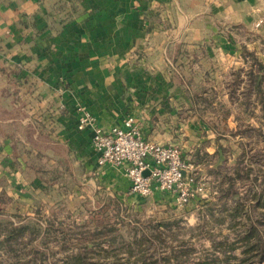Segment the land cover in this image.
<instances>
[{
    "label": "crops",
    "instance_id": "obj_1",
    "mask_svg": "<svg viewBox=\"0 0 264 264\" xmlns=\"http://www.w3.org/2000/svg\"><path fill=\"white\" fill-rule=\"evenodd\" d=\"M254 63L264 72V0H0V240L12 225L38 230L12 251L1 247L0 261L15 264L32 247L44 264L61 262L77 251L62 232L92 229L94 217L116 206L129 214L133 204L170 206L165 217H132L137 249L184 240L175 233L185 218L174 216L169 194L138 197L122 166L97 164L93 131L132 116L145 139L176 144L188 158L198 152L193 165L205 176L222 150L234 158L239 141H254L237 124L255 112L254 94L250 107L242 96ZM241 191L237 202L211 205L214 217L192 210V236L207 219L226 225L234 210L243 221L255 198ZM158 221L167 230L154 228Z\"/></svg>",
    "mask_w": 264,
    "mask_h": 264
},
{
    "label": "trees",
    "instance_id": "obj_2",
    "mask_svg": "<svg viewBox=\"0 0 264 264\" xmlns=\"http://www.w3.org/2000/svg\"><path fill=\"white\" fill-rule=\"evenodd\" d=\"M246 74L248 85L242 91L244 105L246 106L248 103L249 107L251 106L252 102L247 100L253 93L256 100L253 105H259L260 115L264 120V72L262 66L254 63L247 69ZM238 76L239 72L235 73L232 90H235ZM237 124L241 136L260 135V131L248 122L239 121ZM238 146L239 151L235 154L232 163L228 162L227 150H222V158L215 160L213 164L207 163L205 169L211 178L216 200L222 201L221 206L237 202L241 198L242 191L240 189L245 187L243 192L254 194V207L257 210L255 213L249 210L242 212L245 217L243 221L234 218L237 211L234 210L228 231L223 234L216 232L218 236L209 235L208 239L212 249L199 260L192 263L188 260L189 254L196 249L189 243V238L178 241L176 246H163L161 243L158 248H150L147 244L145 248L137 249V246L141 245V239L135 236L136 227L131 228L133 236H131V241L125 244L126 248L128 247L127 254L116 252V247L125 242L116 226L117 219L120 217L119 208L116 206L111 209L112 214L109 216L94 217L96 225L92 229L62 232L64 238L77 239V251L71 256H66L61 262L47 264H264V152L258 148L253 149L241 141L238 142ZM198 160H200L198 152L190 157V161L194 165L198 163ZM193 174L194 180L197 181L200 178L199 170L194 169ZM255 186L259 188L255 189ZM204 207V215L210 218L214 217L215 208L207 204ZM234 208L237 209V206ZM106 218H112L115 221L102 222ZM57 221L58 224L61 223L60 220ZM53 222V219L49 221L50 225ZM174 222L177 223V221ZM153 226L167 230L169 224L165 221H158ZM37 232V229L25 224L12 225L0 240V248L6 247L7 250L12 251V245L17 243L24 233L34 235ZM153 235L160 241L159 234ZM104 243H107L106 246ZM234 244L239 245L237 247L240 250L239 256L233 254ZM108 247H114L112 249H115L113 250L115 252L110 255H100L106 252ZM94 251L99 254H94ZM31 253H33L30 254L32 260L26 264H44L42 253L37 248H32ZM0 264L9 263L0 261Z\"/></svg>",
    "mask_w": 264,
    "mask_h": 264
},
{
    "label": "built area",
    "instance_id": "obj_3",
    "mask_svg": "<svg viewBox=\"0 0 264 264\" xmlns=\"http://www.w3.org/2000/svg\"><path fill=\"white\" fill-rule=\"evenodd\" d=\"M87 119L84 113L78 120V128ZM91 143L98 153L97 164L122 166L130 182V191L141 197L160 191L173 194L176 205L183 206L204 191L202 177L194 180L195 166L182 154L180 147L145 139L132 116L108 129L96 127Z\"/></svg>",
    "mask_w": 264,
    "mask_h": 264
},
{
    "label": "rangeland",
    "instance_id": "obj_4",
    "mask_svg": "<svg viewBox=\"0 0 264 264\" xmlns=\"http://www.w3.org/2000/svg\"><path fill=\"white\" fill-rule=\"evenodd\" d=\"M254 109H255L254 115L251 117V119L248 121V123L250 125H252L254 128H256L257 130H259L260 135H261V134H264V123H263L264 121H261L260 119H258V116H260V108H257V105H255ZM260 135L259 136L255 135V137H257V139H259ZM255 137H254V141L250 142L251 145H248V146H251V148H253L252 146H256L258 148V150L264 152L263 142H260V145H261V143L263 144L260 147V145H258L257 139H255ZM262 138H264V137H262ZM261 140L264 141V139H261ZM227 155H228V162L232 163L234 153L232 154L231 152H227ZM188 159L190 160V158H188ZM207 175H205V176L200 175V177H202L200 180L202 181V183H203L202 185L204 186V191L201 192L202 195L197 196L196 198L191 200L188 204H185L183 206H177L176 201L174 200L173 194H169L170 197H167L170 200V202L172 203L171 206H173V208L171 210L174 211V216L177 218L178 217L185 218L184 220L181 219V221H183L182 225H187V226H183L178 231V234L175 233L176 237L178 236V239H180L182 237L184 239L185 238L187 239L190 237L189 243L192 246H195V248H196V249H194L195 250L194 252H191L189 254L190 256H189L188 260L191 263L195 262L196 260H199L207 252L211 251L212 248H211L208 236L209 235L210 236L211 235L218 236L216 232H220L221 234L226 233L228 231V225L230 224V223H227L225 225V223H219L220 226H216V225L212 224L213 220L211 221L210 219H207L208 221H206V222L204 221L205 224H203V225L199 224L196 226L195 232H198L196 234V236H192V234H191V229L193 228L192 226L194 225L193 217L194 216L196 217L195 213H193L192 210H195V212H196V210H198L200 208H202V210H204L205 209L204 206L206 204L207 205H213L215 207L216 202H217L216 193L213 190L211 178H210V176H207ZM252 175H254V174H252ZM243 188H245V187H243ZM243 188H241V189L244 190ZM254 188L258 189L259 187L255 186ZM133 194H135V193H133ZM135 195L138 197H141L138 194H135ZM135 198H137V197H135ZM254 204H255V201L253 200V201H251L249 207L245 205L243 207V209L246 210V208H247V210L255 213L257 209L254 207ZM169 207H170L169 205H162V206H155V208L154 207H147V208L139 207V209H138L137 207L134 206V204L131 205V207H128L127 209H128L129 214L122 213L121 216L117 219L118 221H117L116 226L120 229V232L127 237L126 238L127 240H125V242H122L120 246L118 245V247H116V252H118V253L124 252L127 254L128 247L126 248L125 244L128 243L129 241H131V238H128V235H130V231L132 234L133 229L131 230V228L137 227V224L140 223V222H137L136 220H133V218H132L133 216L136 215L137 217H140L142 220L150 219L151 215H153V216L156 215L158 217H165L166 212L169 211ZM170 215H172V217H173V212L168 214L167 216H170ZM175 217H173V218H175ZM204 217H205V215H204ZM10 219H11V217H10ZM11 221L17 223L18 219L16 217H12ZM119 222H121V225H122L121 227H120ZM125 225H126V229L122 230ZM200 226H201V228H200ZM229 242H231V241H229ZM161 243H163V246L170 245V244H172V240H170V242H169V240H166V241L161 242ZM106 244L107 243H104V245H106ZM154 244L157 246L155 248H158L161 246L159 243H154ZM174 244L176 246V242ZM234 245L235 246L233 247L234 248L233 254H235L236 256H239L240 250H239V248H237L239 245L238 244H234ZM112 248H114V247H112ZM112 248L108 247L106 252L101 253L100 255L113 254V252H115L113 250H115V249H112ZM133 248H135L134 250H136V247L134 245H133ZM25 249L29 252L28 254H33V253H31L32 247L31 248H25ZM28 254H22L21 260L16 262L15 264H26V261L29 260V259H26L28 257ZM94 254L98 255L99 253L97 251H94Z\"/></svg>",
    "mask_w": 264,
    "mask_h": 264
},
{
    "label": "water",
    "instance_id": "obj_5",
    "mask_svg": "<svg viewBox=\"0 0 264 264\" xmlns=\"http://www.w3.org/2000/svg\"><path fill=\"white\" fill-rule=\"evenodd\" d=\"M146 173V172H145Z\"/></svg>",
    "mask_w": 264,
    "mask_h": 264
}]
</instances>
